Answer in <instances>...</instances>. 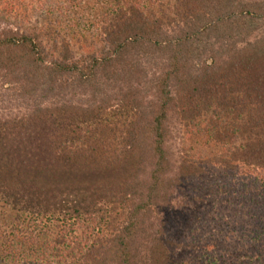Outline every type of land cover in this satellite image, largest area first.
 I'll list each match as a JSON object with an SVG mask.
<instances>
[{"label": "trees", "instance_id": "obj_1", "mask_svg": "<svg viewBox=\"0 0 264 264\" xmlns=\"http://www.w3.org/2000/svg\"><path fill=\"white\" fill-rule=\"evenodd\" d=\"M0 14V264H264V0Z\"/></svg>", "mask_w": 264, "mask_h": 264}, {"label": "rangeland", "instance_id": "obj_2", "mask_svg": "<svg viewBox=\"0 0 264 264\" xmlns=\"http://www.w3.org/2000/svg\"><path fill=\"white\" fill-rule=\"evenodd\" d=\"M12 24H17L19 23V21H23L24 19L21 17H16V13H14V15L12 16ZM3 16L0 14V24L4 26V23L6 24L7 21H9L8 19H6V21L4 22ZM17 19V20H16ZM23 23V22H20ZM24 25H27L25 23H23ZM34 24V23H33ZM35 25V24H34ZM18 103V101H15V99L13 98V92L11 91V89H7V87L3 86V84L0 83V117H9L12 115H16L18 114L20 111H22V109H24L25 107H22V105ZM186 143V147L190 148L193 146V144L191 142H185ZM178 149H179V145H177ZM193 195L189 196V191H186L184 193H181L179 196H177V199L180 200H188L190 199L189 197H192ZM201 207H205V204L198 203V204H193L192 206H190L189 213L188 214H183V213H179L178 215L175 216V220L179 223V225H181V227H186L187 226V221L189 220V218L194 215L197 210H199ZM185 229V228H184ZM182 232V231H181Z\"/></svg>", "mask_w": 264, "mask_h": 264}]
</instances>
